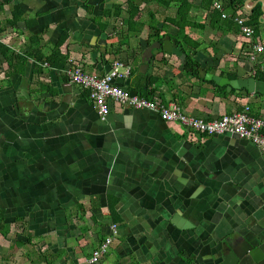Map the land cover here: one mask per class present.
I'll return each instance as SVG.
<instances>
[{
	"label": "crops",
	"instance_id": "1",
	"mask_svg": "<svg viewBox=\"0 0 264 264\" xmlns=\"http://www.w3.org/2000/svg\"><path fill=\"white\" fill-rule=\"evenodd\" d=\"M138 1L87 8L80 0H12L0 8V43L13 54L49 56L66 37L58 48L66 58L61 67L30 57L20 71L16 64L8 68L0 54V210L12 226L6 238L16 237L20 252L34 248L61 253L55 264H89L91 252L116 225L109 252L97 264H221L216 256L212 261L219 236L259 230L264 153L249 140L185 134L153 112L117 104L102 121L88 92L69 82L65 72L75 65L103 76L113 62H129L132 74L120 84L130 91L161 75L165 82L153 85L152 99L160 101L161 93L162 104L175 98L182 112L203 119L248 105L264 122V95L244 97L233 90L216 96L210 85L185 74L176 56L161 51L155 29L175 8L156 9L153 21L143 11L136 16L143 30L125 32L126 4ZM14 5L22 18L10 27ZM195 20L206 28L186 34L200 43L193 59L201 69L247 78L259 67L264 74V54L251 61L254 51L246 52L242 37L216 33L201 9ZM166 32L176 42L178 30L170 25ZM65 83L71 86L68 104L62 102ZM9 247H0L2 259Z\"/></svg>",
	"mask_w": 264,
	"mask_h": 264
},
{
	"label": "trees",
	"instance_id": "2",
	"mask_svg": "<svg viewBox=\"0 0 264 264\" xmlns=\"http://www.w3.org/2000/svg\"><path fill=\"white\" fill-rule=\"evenodd\" d=\"M12 0H3L0 3V8H2L3 4H10ZM195 1L197 0H139L138 2H130L126 4V10L128 13V18L125 21V32H141L144 28V23L136 21L137 14L144 11L145 14H148L150 21L154 20V15L156 8H152L150 5L155 4L159 5V11L161 9L166 10V8L173 7L175 8V14L173 16H166L164 21L159 27V29H155L157 35H159V42L167 36V27L173 26L178 30V33L173 37L176 43L180 47L181 51L186 55V64L181 65L185 74L190 75L203 83L210 85L213 89V93L216 96L226 97L228 95H233L234 91L226 92V87H220L215 84L213 81H205L198 78V69L200 68V64L196 62L193 57L196 54L197 49L200 46V43L191 38L189 35L186 34V29H197V30H204L206 25L204 23L197 22L196 13L199 9L205 12L209 17L208 26L216 33L221 35H233L235 37H242V45L246 48V52L251 51V45L256 43L261 44L264 43L263 39H261V27L264 26V22L262 21V11H261V3L260 0H253V3L258 1V3L248 12L244 10V3L246 0H198L199 4L196 5ZM214 1H219L222 4L223 11L230 15L229 17L222 19L221 13L213 8ZM141 4L144 6L141 7ZM252 5V4H251ZM121 5L114 7L117 10V16L119 15ZM161 8V9H160ZM245 18V25L250 27L253 30V37L252 41H248L245 39L244 35L240 32V27L234 21L235 17H243ZM106 17H110V14L107 13ZM22 13L19 11V6L14 5L11 11V18L7 20V24L10 27H14L17 23L21 20ZM152 28V27H151ZM4 31V28L0 27V33ZM153 31V28L151 29ZM150 31V32H151ZM127 33H125L124 37H127ZM66 40V37L63 36L59 44L55 47V50L49 55H37L36 52L28 53L26 58L21 57L17 54H13L5 45L0 43V54L3 56L4 62L8 64V68L13 66L12 64H16L17 70L21 71V68L24 67L25 61L27 58L33 57L37 63L44 64L47 63L51 67H61L63 63L66 61L65 56L61 55L58 51L60 45ZM264 45V44H263ZM13 59V63L11 60ZM134 59V58H133ZM134 61V60H133ZM130 66V75L132 74V67L131 64L127 63ZM166 61L161 59L159 60V65H165ZM21 65V66H20ZM206 72H210L209 68H204ZM219 76L226 77L229 80L237 79L236 72H228L221 70ZM254 77L259 80L264 81V74L261 71V68H256ZM159 83H164L163 77L160 75L159 77L151 76L148 82H143L137 89L138 95L152 99V97H157L156 89L153 88V85ZM125 87V86H124ZM128 89V88H127ZM129 90V89H128ZM159 100L161 103H164L163 95L159 93ZM173 102L177 103L175 98L172 99ZM254 115V114H253ZM257 117V115H254ZM264 131V128H263ZM16 222V221H15ZM10 223L5 222L4 212L0 210V237L2 239H7L6 235L8 231L6 229L9 227ZM29 241H25L23 244L28 243ZM35 253L31 255V253H27L28 259L30 260V264H35L36 262H41L44 264H55L56 261L59 259L61 253H38L35 254V257H32ZM91 255V254H90ZM106 255V254H105ZM2 257H0V264H4Z\"/></svg>",
	"mask_w": 264,
	"mask_h": 264
},
{
	"label": "built area",
	"instance_id": "3",
	"mask_svg": "<svg viewBox=\"0 0 264 264\" xmlns=\"http://www.w3.org/2000/svg\"><path fill=\"white\" fill-rule=\"evenodd\" d=\"M213 8L221 13L222 19L230 16L223 11L222 4L219 1H214ZM234 21L239 25L240 32L244 35L245 39H252L253 30L244 24L245 18L235 17ZM263 44L256 43L251 45L254 51L249 54L251 61H256L258 55L264 54ZM65 73L71 84L79 86L88 92L89 99L94 104L99 119L102 121H106L111 106L117 104L136 110L153 112L159 115L165 122L178 124L185 134H198L208 137L226 133L234 134L242 139L253 142L264 153V122L261 118L251 113L248 105L243 106L240 111L218 118L203 119L185 114L176 103L162 104L156 99L132 95L130 90L120 84V82L128 80L130 76V66L121 61L113 62L109 72L103 76L87 73L80 65L70 67ZM116 234L117 226L112 225L111 236L105 238L91 252L89 264H97L103 258L108 252L112 236Z\"/></svg>",
	"mask_w": 264,
	"mask_h": 264
},
{
	"label": "water",
	"instance_id": "4",
	"mask_svg": "<svg viewBox=\"0 0 264 264\" xmlns=\"http://www.w3.org/2000/svg\"><path fill=\"white\" fill-rule=\"evenodd\" d=\"M80 1L84 3L85 7L91 6L96 8L103 7L104 2H107L108 0ZM252 1L253 0H246L244 3V7L249 11L253 8V6H248V4ZM259 2L261 3V11L263 18L262 21L264 22V0H260ZM254 3L256 5L258 1ZM157 45L159 46V48L162 46L161 51H163L164 53L176 56L179 59L181 65L186 64V55L181 51L180 47L176 44V42L170 40L168 36H165L160 43H157ZM141 67L145 70L147 69L146 64L141 65L140 68ZM151 72L152 68L148 69V73L150 74ZM198 78L205 81H213L220 87L225 86L227 92L234 90L237 94L244 97L264 95V81L256 79L255 77L237 78L235 80H229L219 75L207 73L205 70L199 68ZM70 87L71 86L69 83L62 84L61 86L63 103L68 104L70 102ZM130 93L132 95H138L136 91H130ZM157 116L160 118L159 115ZM229 135H232L233 137H238L234 134ZM250 143L257 150H260L253 142L250 141ZM257 224L259 226V230L257 232L252 231L251 233H248V235L239 234V237L233 236L226 238L223 244H221V246L219 247V251L228 252V255L231 257V260L228 259L229 256L226 257L227 255L216 256L217 260H220L221 264H264V218H260L259 220H257Z\"/></svg>",
	"mask_w": 264,
	"mask_h": 264
},
{
	"label": "rangeland",
	"instance_id": "5",
	"mask_svg": "<svg viewBox=\"0 0 264 264\" xmlns=\"http://www.w3.org/2000/svg\"><path fill=\"white\" fill-rule=\"evenodd\" d=\"M249 6V5H248ZM250 7V6H249ZM245 10V9H244ZM245 12H248V10L247 11H245ZM241 18H243L244 19V16L243 17H241ZM264 28V27H263ZM261 35V34H260ZM248 41H252V39H250V40H248ZM264 41V40H263ZM261 44H263V42L261 43ZM252 51V50H251ZM258 59V58H257ZM11 229H12V226H10V224H9V227L6 229V231H8V233L7 234H9L10 235V233H11ZM14 239H16V237H14V236H10L9 237V240L8 239H2L1 237H0V247L2 246L3 247V245H4V247L5 248H7L8 246H10L9 247V249L10 250H6L5 249V251H3L4 252V256H5V259L2 261L4 264H29L30 263V260L28 259V255L26 256V254L24 253V252H20V250H18L19 248H18V245H15L14 243H13V241H14ZM27 247L25 246L24 247V249H26ZM29 249H31L32 251V253L31 252H29V253H31V255L33 254V253H35L36 255H37V251L34 249V248H29ZM18 251V252H17ZM0 252L2 253V249L0 250ZM108 252H109V249H108ZM35 254L32 256V257H35ZM2 254H0V256H1ZM107 260H109L108 258L107 259H105L104 261H107ZM8 262V263H7Z\"/></svg>",
	"mask_w": 264,
	"mask_h": 264
},
{
	"label": "flooded vegetation",
	"instance_id": "6",
	"mask_svg": "<svg viewBox=\"0 0 264 264\" xmlns=\"http://www.w3.org/2000/svg\"><path fill=\"white\" fill-rule=\"evenodd\" d=\"M109 1H113L114 2V0H108V2H104V4H103V7L104 6H106L108 3H110ZM116 1V0H115ZM126 1V0H125ZM133 3H135V2H133ZM155 4H151L150 6L151 7H156V9H159V5H156V6H154ZM144 6V5H143ZM88 8V7H87ZM224 240H225V238H222V236H219L218 238H217V240L215 241V246H214V254H213V257H212V261L213 262H215L216 260L214 259V256H225V255H227L226 257H228L229 255V253L228 252H226V251H224V252H222V251H219V247L221 246V244H223V242H224ZM228 259L229 260H231V257L229 256L228 257ZM220 261V260H219ZM221 262V261H220Z\"/></svg>",
	"mask_w": 264,
	"mask_h": 264
}]
</instances>
